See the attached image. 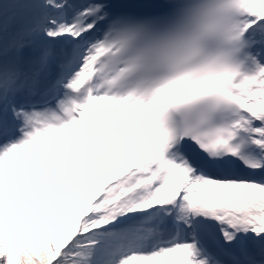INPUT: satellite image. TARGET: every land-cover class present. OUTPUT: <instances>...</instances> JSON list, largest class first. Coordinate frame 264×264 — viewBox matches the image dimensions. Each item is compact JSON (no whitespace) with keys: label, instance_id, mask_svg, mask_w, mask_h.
<instances>
[{"label":"snow or ice","instance_id":"obj_1","mask_svg":"<svg viewBox=\"0 0 264 264\" xmlns=\"http://www.w3.org/2000/svg\"><path fill=\"white\" fill-rule=\"evenodd\" d=\"M0 264H264V0H0Z\"/></svg>","mask_w":264,"mask_h":264}]
</instances>
